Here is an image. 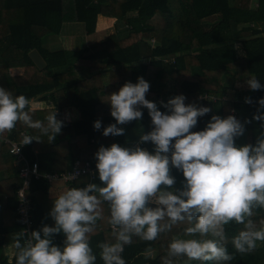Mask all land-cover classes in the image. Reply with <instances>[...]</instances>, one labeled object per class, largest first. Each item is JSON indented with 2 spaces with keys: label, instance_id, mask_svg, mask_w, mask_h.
<instances>
[{
  "label": "trees",
  "instance_id": "trees-1",
  "mask_svg": "<svg viewBox=\"0 0 264 264\" xmlns=\"http://www.w3.org/2000/svg\"><path fill=\"white\" fill-rule=\"evenodd\" d=\"M100 16L115 20L112 32L104 37L70 49H53L47 43L49 37L60 34L65 23L80 22L84 33L92 34ZM236 41L242 50L240 55ZM32 49L45 60L44 67L38 68L31 60ZM78 60L90 64L83 77L75 71ZM12 69L21 72L13 74ZM226 73L231 83L223 80ZM250 74L256 75L260 89L235 86ZM138 77L150 84L146 99L162 112H168L163 106L168 99L181 94L185 104L210 109L191 131L203 130L213 115H233L244 127L243 135L235 139L237 146L254 145L264 132V121L253 119L258 109L264 114V107L258 104L264 98V0H0V87L29 100L45 101L42 108L31 107L34 120H43L55 109L56 118L63 122L52 142L45 137L23 145V156L30 163L37 162L40 171H65L76 159L89 161L95 169L92 180L84 175L64 184L62 190L84 187L89 181L101 185L95 157L99 147L112 143L131 147L139 142L141 134L151 131L148 110L141 106V119L117 124L124 129L123 135H103L104 127L116 123L106 97L126 82L136 83ZM67 107L78 112L71 122L59 116ZM97 120L100 129L93 126ZM22 132L38 134L18 124L12 133L4 135L20 141ZM139 143L149 152L154 149L151 142ZM14 159L9 144L0 139V180L17 176ZM57 159H61L60 164ZM171 174L176 179L174 187H182V172L172 168ZM50 187L43 179L30 180L26 193L31 200V232L54 226ZM15 189L16 185L7 197L0 195V246L6 234L22 230ZM109 232L105 228L92 236L94 252L96 242L109 238ZM51 239L63 247V233L53 234ZM168 239L137 240L125 247L123 256L127 264H161ZM149 248L151 252L156 250L154 258H148ZM227 248L231 253L230 244ZM0 264H14L13 257L0 256ZM96 264H102L98 256ZM221 264H264V244L251 255H238L236 260Z\"/></svg>",
  "mask_w": 264,
  "mask_h": 264
},
{
  "label": "clouds",
  "instance_id": "clouds-1",
  "mask_svg": "<svg viewBox=\"0 0 264 264\" xmlns=\"http://www.w3.org/2000/svg\"><path fill=\"white\" fill-rule=\"evenodd\" d=\"M246 84L252 90L262 87L255 74ZM149 89L138 77L109 94L105 100L116 123L104 127L103 135H123L117 124L141 119L142 106L153 127L139 142H151L153 151L139 142L100 146L95 157L102 184L60 191L50 210L54 226L12 235L14 264H96L97 256L102 264H127L126 246L162 236L169 239L161 264H221L251 255L264 244V132L254 145L237 146L244 127L233 115H213L203 130L191 131L210 109L185 104L181 94L168 99L163 104L168 112H162L146 99ZM258 104L264 107V98ZM253 119L264 121V114L258 109ZM18 124L38 134L23 133L13 153L33 140L52 142L63 126L55 109L34 120L29 98L0 87V138ZM93 126L100 129V121ZM172 168L184 177L178 189ZM105 228L109 238L97 241L94 252L91 238ZM57 233L64 235L63 247L52 243ZM147 255L154 258L150 248Z\"/></svg>",
  "mask_w": 264,
  "mask_h": 264
},
{
  "label": "built area",
  "instance_id": "built-area-1",
  "mask_svg": "<svg viewBox=\"0 0 264 264\" xmlns=\"http://www.w3.org/2000/svg\"><path fill=\"white\" fill-rule=\"evenodd\" d=\"M23 133L24 132H22V134ZM0 139L9 144V152L15 157L14 165L18 168V181L16 182L15 189V195L18 201L16 214L19 217L22 230H25L28 233H31V221L29 217L31 200L26 191L32 178L43 179L45 182L50 184L56 182L66 184L69 182H73L84 175L89 176L90 180H92L94 177L95 169L91 166L90 162H82L79 159H76L71 165L70 169L65 171H40L37 162L30 163L23 156V145L20 146L17 153H13L19 141L11 140L5 135ZM136 144L137 143L131 144V147ZM88 183H90V181Z\"/></svg>",
  "mask_w": 264,
  "mask_h": 264
},
{
  "label": "crops",
  "instance_id": "crops-1",
  "mask_svg": "<svg viewBox=\"0 0 264 264\" xmlns=\"http://www.w3.org/2000/svg\"><path fill=\"white\" fill-rule=\"evenodd\" d=\"M105 19L108 21H113L112 22L113 24H110L108 22L109 23L108 25H110L111 32H112L115 20L113 18H110V17L100 16L97 20L96 29L100 25L99 22H103V21H105ZM111 32H109V33H111ZM82 34H84V33H82ZM100 38H102V37H100ZM100 38L98 37L96 40H98ZM47 43L53 49L60 48V47H65V48L70 49L71 47L77 45L78 43H80L81 45H86V44H83V42H81V40L79 38H77L76 35L74 38H73V36H71L69 39H67L65 37L62 40V45L60 44V40L57 37H49L47 40ZM89 65L90 64L84 60L76 61L75 71L77 72V75H80L79 77H83V76L87 75ZM11 72L13 74H18L21 71H19L17 69H12ZM30 102H31V107H35V108H42L46 104L45 101H40L37 99H31ZM59 116L62 119L71 122L78 117V112L75 108L67 107V108H64L60 111ZM57 161H58L57 162L58 164L61 163V159H57ZM17 181H18L17 176L1 179L0 180V195H2L3 197H7V196L11 195ZM63 186H64V184H62L60 182H56V183L51 184L50 190L48 192V197L49 198H55L56 195L60 191H62ZM13 234H14V232H11V233H8L5 235L4 241H3L2 245L0 246V256H2V257L7 256L8 259H10L12 257V247L11 246H12V235Z\"/></svg>",
  "mask_w": 264,
  "mask_h": 264
},
{
  "label": "rangeland",
  "instance_id": "rangeland-1",
  "mask_svg": "<svg viewBox=\"0 0 264 264\" xmlns=\"http://www.w3.org/2000/svg\"><path fill=\"white\" fill-rule=\"evenodd\" d=\"M215 17L212 16L211 19H214ZM113 24V21H108L105 19V21L103 22H99V26L98 28L90 35H87L83 32V24L82 23H77V22H70V23H65L62 26V30L60 32L59 35H55L52 37H57L60 40V44L62 45V40L66 37L67 39H69L71 36H73V38L76 37L79 38L81 40V42H83V44H89L93 41H96V39L99 37H103L105 36L107 33L111 32V27L110 25H108L109 23ZM109 31V32H108ZM84 33V34H82ZM80 42V41H79ZM152 42V41H151ZM236 48H237V53L240 55L242 54V50L240 48L239 42L236 41ZM223 80L227 83H231L232 79L230 77L229 73H226L223 75ZM247 81V80H246ZM245 82H236L235 86L241 89H245L248 88L247 84ZM156 250L152 251V254H155Z\"/></svg>",
  "mask_w": 264,
  "mask_h": 264
},
{
  "label": "water",
  "instance_id": "water-1",
  "mask_svg": "<svg viewBox=\"0 0 264 264\" xmlns=\"http://www.w3.org/2000/svg\"><path fill=\"white\" fill-rule=\"evenodd\" d=\"M29 56L38 68H42L45 66V64H46L45 60L42 58V56L40 55V53L36 49H32L29 52Z\"/></svg>",
  "mask_w": 264,
  "mask_h": 264
}]
</instances>
